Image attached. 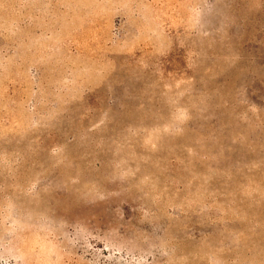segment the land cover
Masks as SVG:
<instances>
[{"label": "rangeland", "instance_id": "rangeland-1", "mask_svg": "<svg viewBox=\"0 0 264 264\" xmlns=\"http://www.w3.org/2000/svg\"><path fill=\"white\" fill-rule=\"evenodd\" d=\"M0 264H264V0H0Z\"/></svg>", "mask_w": 264, "mask_h": 264}]
</instances>
